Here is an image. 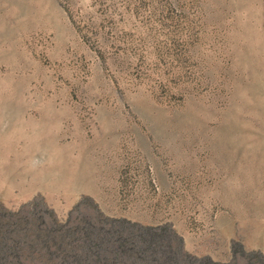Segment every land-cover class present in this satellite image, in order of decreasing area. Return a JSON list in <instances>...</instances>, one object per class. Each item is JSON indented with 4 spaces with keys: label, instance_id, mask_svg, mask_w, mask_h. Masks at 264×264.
<instances>
[{
    "label": "rangeland",
    "instance_id": "obj_1",
    "mask_svg": "<svg viewBox=\"0 0 264 264\" xmlns=\"http://www.w3.org/2000/svg\"><path fill=\"white\" fill-rule=\"evenodd\" d=\"M0 264H264V0H0Z\"/></svg>",
    "mask_w": 264,
    "mask_h": 264
},
{
    "label": "bare ground",
    "instance_id": "obj_2",
    "mask_svg": "<svg viewBox=\"0 0 264 264\" xmlns=\"http://www.w3.org/2000/svg\"><path fill=\"white\" fill-rule=\"evenodd\" d=\"M148 243V242H147ZM154 245V244H153ZM95 246H97V245H95ZM97 248V247H96ZM192 263V262H191Z\"/></svg>",
    "mask_w": 264,
    "mask_h": 264
}]
</instances>
